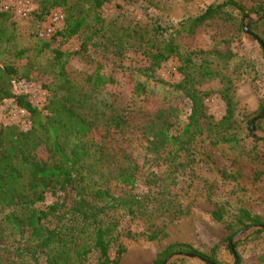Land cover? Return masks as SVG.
I'll return each instance as SVG.
<instances>
[{
    "label": "trees",
    "instance_id": "16d2710c",
    "mask_svg": "<svg viewBox=\"0 0 264 264\" xmlns=\"http://www.w3.org/2000/svg\"><path fill=\"white\" fill-rule=\"evenodd\" d=\"M106 1L53 0L52 8L46 6L39 10L37 21L45 20L51 9L61 10L63 22L51 37L62 39H70L86 28L99 26L96 31L103 35L104 53L122 57L128 50L137 47L142 50L132 54L139 52L145 58L147 67L142 75L148 79H156L153 70L159 63L177 57L181 62L178 68L181 82L167 85L182 93L190 105L185 133H197L200 126L206 125L215 131V140L210 142L212 146L225 145L228 150H238L242 156H248L245 151L247 140L264 142L250 129L253 117L247 121L242 133L235 125L231 92L239 79H250L249 61L221 52L192 53L183 57L175 43L176 38L195 32L208 21L221 20L236 22L242 34L260 46V43L264 44L262 6L252 12L255 21L247 19L248 12L240 1L224 0L205 7L195 16L172 23L162 22L154 0H141L145 14L151 11L146 25L134 23L129 29H123L120 36L114 30L106 37L109 30L103 25L100 14ZM7 17L11 15L0 11V41L12 43L14 34L8 33L3 23ZM91 33L95 35L96 32ZM33 36L39 40L34 58H39L45 52L42 50L49 48L51 37L38 38L37 30ZM133 40L135 42L128 47V41ZM114 48L117 52L112 51ZM25 53L13 52V57L20 59ZM79 53L49 51L43 69L28 62L20 74L10 63L0 66V102L10 101L15 108L23 110L30 121L28 130L15 125L0 127V248L6 242L19 245L23 239L31 243L26 248L15 247L11 251L12 260L0 264H120L124 247L117 231L116 214L131 218L147 215L148 221L152 215L145 210L149 203L148 193H134L139 180L138 165L128 154L112 146L129 131L130 120L135 117L140 118L136 141L146 154L157 155L167 147L177 145L178 139L170 132L177 120L175 110L164 103L148 111L149 92L140 82L134 85L130 96L109 92L107 87L115 83L112 72H104L100 64L90 72L77 69L70 60ZM263 54L262 51L264 63ZM211 56H214V64L209 60ZM33 69L46 76L41 87L47 97L40 111L26 96L14 95L10 86L14 76L30 81ZM214 79L221 83L218 93L224 104L222 118L215 123L210 122L203 102L208 94L200 89L203 83ZM262 110L264 101L260 102L255 116ZM255 128L264 133V116L255 123ZM99 129L102 132L97 135ZM130 142L133 141L130 139ZM39 152L43 157H39ZM60 192L72 194L68 204L58 202L56 198L47 202V197L53 198ZM175 215L178 216L171 214L174 218ZM211 218L224 223L229 232L223 245L232 260L228 242L239 231L251 228L234 241L233 249L243 242L256 241L264 234V220L246 209H238L231 215L214 211ZM157 234L153 231L147 239L155 240ZM215 248L203 253L185 243L168 244L154 255L152 264H163L167 257L176 253L193 255L201 264H228ZM235 256L239 258L236 252ZM186 260L190 259L176 257L167 264Z\"/></svg>",
    "mask_w": 264,
    "mask_h": 264
},
{
    "label": "rangeland",
    "instance_id": "374dc122",
    "mask_svg": "<svg viewBox=\"0 0 264 264\" xmlns=\"http://www.w3.org/2000/svg\"><path fill=\"white\" fill-rule=\"evenodd\" d=\"M31 1L35 5V11L27 20L15 21L11 17L4 19L3 23L7 32L14 34V41L12 43L0 41V66L3 63H10L20 74L28 62H34L39 69H43L46 59L50 56L49 51L80 52L78 56L70 60L77 69L90 72L96 68V64H100L104 72H112L115 83L107 87L109 92L130 96L134 85L140 82L145 84L149 92L146 100L148 111L164 103L170 104L175 110L177 120L170 132L178 139L177 145L167 147L164 152L157 155L146 154L140 147V142L136 141L139 135L137 124L140 118L135 117L130 120L129 131L112 146L128 154L134 164L138 165L139 180L134 193H148L149 203L145 210L152 214L149 216V221L147 215L131 218L122 213L116 214L117 231L121 234L120 241L124 247V252L119 259L120 264H152L154 255L172 243H185L203 253L216 247L215 251L218 255L228 264H233L234 260L228 256L223 245L229 237V232L224 223L214 221L211 214L219 211L222 214L231 215L242 208L259 215L264 220V142L252 143L247 140L245 151L248 156H242L238 150H228L225 145L212 146L210 142L215 140V131L210 130L206 125L200 126V131L197 133H185L190 105L182 93L167 85L181 82L182 76L178 70L181 62L178 58L170 57L159 63L153 70L157 80L148 79L142 75V72H145L143 69L147 67L145 58L139 52L132 54L133 51L142 50H138L139 47L128 50L122 57L104 53L105 41L101 40L103 35L96 31L99 26L86 28L85 31L70 39L53 36L49 40V48L42 50L45 52L41 57L34 58L33 52H38L39 40L33 36V33L36 32L39 24L44 22V20L37 21V14L43 7L52 8L50 3L53 0ZM140 1H106L105 8L100 13L104 20L103 25L109 30L105 34L106 37H109L114 30H117L115 33L120 36L123 29H129L134 23L140 26L146 25L145 21L151 11L149 10L146 15V10L142 8L144 5ZM223 1L154 0L162 22L172 23L179 21L180 18L195 16L205 7ZM238 1L248 12L246 15L250 21L256 20L252 12L257 6L264 8V0ZM59 27H56L52 35ZM94 31L95 35L91 33ZM128 42L130 47L135 41ZM175 43L179 46V52L181 51L183 57L191 56L192 53L198 55L221 52L231 53L237 58L249 61L252 69L250 79H239L231 92L235 125L241 133L244 132L247 121L251 117H256L258 106L264 101V63L258 43L248 35L242 34L236 22L221 20L208 21L195 32L185 33L176 38ZM19 51L27 53L22 58L15 59L13 52ZM112 51L117 52L115 48ZM209 60L214 64V56H211ZM30 73V81L20 80L27 82L28 90L34 94L32 106L40 111L46 102L44 101L43 105L38 104L41 98L39 93L45 92L41 86L46 81V76L38 73L36 69L31 70ZM18 78L14 76L12 79ZM220 88L221 83L215 79L206 81L200 87L208 94L203 102L206 106V114L211 117L210 122L213 123L221 119L224 112L223 100L218 93ZM13 107L10 101H1L0 116H6ZM21 121L24 125L21 126L19 123V127L28 130L30 121L27 115ZM97 132L99 135L102 131L99 129ZM253 134L257 138L264 139V133L259 130ZM239 135L242 134L239 133ZM38 155L40 158L43 157L40 152ZM71 195L70 192L56 193L53 198L47 197V202L56 198L58 202L68 204ZM171 214H178V216L175 215L174 218ZM153 231L158 232L157 239H147ZM16 243L13 246L10 242L3 243L0 248V263L7 262L8 259L12 260L11 251L15 247L25 246L26 248L31 245L24 239L19 245ZM234 252L239 257L238 264H264V234L256 241L237 245ZM175 264H201V262L199 259H190L184 263L176 262Z\"/></svg>",
    "mask_w": 264,
    "mask_h": 264
},
{
    "label": "built area",
    "instance_id": "2783aa9c",
    "mask_svg": "<svg viewBox=\"0 0 264 264\" xmlns=\"http://www.w3.org/2000/svg\"><path fill=\"white\" fill-rule=\"evenodd\" d=\"M0 11L9 13L11 18L15 21L27 20L35 11V5L31 0H0ZM63 22V15L61 10L54 9L49 10L43 23L39 24L37 28V36L43 39L51 37L56 27H59ZM10 86L14 95L26 96L27 100L32 104L34 101V94L28 90V84L24 80L12 79ZM41 98L38 104L43 105L46 97L45 92L39 93ZM35 102V103H36ZM26 114L23 110L15 107L11 108L10 112L6 116H0L1 126H21L24 122L21 119L25 118Z\"/></svg>",
    "mask_w": 264,
    "mask_h": 264
},
{
    "label": "water",
    "instance_id": "95a60500",
    "mask_svg": "<svg viewBox=\"0 0 264 264\" xmlns=\"http://www.w3.org/2000/svg\"><path fill=\"white\" fill-rule=\"evenodd\" d=\"M263 17H264V15H263ZM243 28H244V30H245V32L247 33L248 32V29H247V27H246V24H244L243 25ZM258 40V39H257ZM259 42V41H258ZM260 47H261V50L263 51V53H264V44L263 43H260ZM263 57H264V54H263ZM264 116V110H262L260 113H258L257 115H256V117L255 118H253L252 120H251V122H250V129H251V131L252 132H256V128L254 127V125H255V123L258 121V120H260L262 117ZM249 229H251V228H247V229H243V230H241V231H239L235 236H233V238L231 239V241L228 243V247H229V251H230V253H231V257L234 259V262H233V264H237V261H238V259L236 258V256H235V252H234V249H233V241H235L239 236H241V235H243L245 232H247ZM173 257H177V258H190V259H197L196 257H194L193 255H187V254H185V255H181V254H172V255H170L169 257H167L165 260H164V262H163V264H166L167 262H168V260H170L171 258H173ZM200 260V259H199Z\"/></svg>",
    "mask_w": 264,
    "mask_h": 264
}]
</instances>
